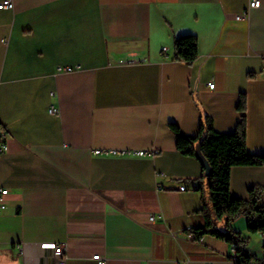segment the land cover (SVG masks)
Returning <instances> with one entry per match:
<instances>
[{
  "label": "crops",
  "instance_id": "0c3cea01",
  "mask_svg": "<svg viewBox=\"0 0 264 264\" xmlns=\"http://www.w3.org/2000/svg\"><path fill=\"white\" fill-rule=\"evenodd\" d=\"M260 1L241 19L251 0L0 8V188L8 189L0 264H57L59 245L67 264H98L96 253L106 264H231L230 243L189 237L206 223L209 184L197 153L177 149L170 123L195 136L210 118L233 132L244 95L247 149L264 154ZM184 34L198 37L192 63L175 58ZM256 185L264 186V165L231 168L232 197L249 199ZM214 220L227 231L225 219ZM232 226L264 258V235L249 233L247 217Z\"/></svg>",
  "mask_w": 264,
  "mask_h": 264
},
{
  "label": "trees",
  "instance_id": "16d2710c",
  "mask_svg": "<svg viewBox=\"0 0 264 264\" xmlns=\"http://www.w3.org/2000/svg\"><path fill=\"white\" fill-rule=\"evenodd\" d=\"M198 53L197 35L184 34L175 39L177 60L192 63ZM237 109L240 112V120L233 132L215 130L210 118L195 136L182 133L179 125L174 122L170 123V128L175 135L177 149L184 155L196 156V148L199 146L209 167V195L202 209L206 223L191 230L193 238L201 239L205 235H212L232 245L239 257L238 264H264V258L259 259L250 253L246 248L247 239L232 226L236 217L245 215L249 233L264 235V203L260 202L264 186H252L249 189V199L232 197L230 193L233 166L264 165V154H254L247 149V100L244 95L240 97ZM203 166L206 174L207 167L204 163ZM214 216L217 219H225L227 231H220L216 227ZM231 256L232 253L229 258Z\"/></svg>",
  "mask_w": 264,
  "mask_h": 264
},
{
  "label": "built area",
  "instance_id": "2783aa9c",
  "mask_svg": "<svg viewBox=\"0 0 264 264\" xmlns=\"http://www.w3.org/2000/svg\"><path fill=\"white\" fill-rule=\"evenodd\" d=\"M260 3L261 1L260 0H251L250 4H249V7L247 10H245L244 12H242L241 14H237L236 15V18L237 19H241V18H244L246 16H248V13H249V9L252 8V7H258L260 6ZM14 7V2L13 0H3L2 2H0V8H13ZM167 48L165 47L163 49L164 52H166ZM124 62V61H122ZM63 69H67V70H70L71 68H62V67H59V70H63ZM214 83H210V87H214ZM51 111L52 112H57V108L56 107H52L51 108ZM5 148V145L2 144L1 145V150ZM102 150H96L95 152L96 153H100ZM108 152H112L113 154H123V153H128L129 151L128 150H107ZM157 151H154V150H149V151H146V150H139L137 151V154L139 155H153L155 154ZM161 188V187H160ZM181 190H185L186 189V186L183 185L180 187ZM8 193V189H4V188H0V210L1 209H4L6 208L7 206V201L5 199V196L7 195ZM151 219L154 220L155 219V216H151ZM189 237L193 238V234H189ZM63 250H64V247L62 245H59V246H56L55 248V251L58 255H61L60 259L57 261V264H67L66 262V257L63 256ZM93 259L97 261L98 264H106V257L101 254V253H96V254H93ZM238 261H239V257L236 253V250L234 248H232V256L230 257V262L231 264H238ZM179 264H185V263H179Z\"/></svg>",
  "mask_w": 264,
  "mask_h": 264
},
{
  "label": "water",
  "instance_id": "95a60500",
  "mask_svg": "<svg viewBox=\"0 0 264 264\" xmlns=\"http://www.w3.org/2000/svg\"><path fill=\"white\" fill-rule=\"evenodd\" d=\"M196 150H197V152H196L197 155L200 157V159L202 160V162H203V163L206 165V167H207L206 175H208V174H209V167H208V165H207V163H206V160H205V158H204V156H203V154H202V152H201L200 147L197 146Z\"/></svg>",
  "mask_w": 264,
  "mask_h": 264
}]
</instances>
